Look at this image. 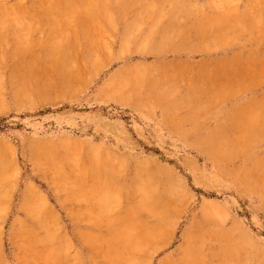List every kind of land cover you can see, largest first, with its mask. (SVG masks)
I'll return each mask as SVG.
<instances>
[{
	"label": "rangeland",
	"instance_id": "374dc122",
	"mask_svg": "<svg viewBox=\"0 0 264 264\" xmlns=\"http://www.w3.org/2000/svg\"><path fill=\"white\" fill-rule=\"evenodd\" d=\"M0 264H264V0H0Z\"/></svg>",
	"mask_w": 264,
	"mask_h": 264
},
{
	"label": "bare ground",
	"instance_id": "6f19581e",
	"mask_svg": "<svg viewBox=\"0 0 264 264\" xmlns=\"http://www.w3.org/2000/svg\"><path fill=\"white\" fill-rule=\"evenodd\" d=\"M88 4H90V3H88ZM93 6V5H92ZM85 7V6H84ZM91 8V7H90ZM71 9V8H70ZM84 9H86L87 10V7L86 8H84ZM83 9V10H84ZM97 9V8H96ZM99 11V10H98ZM97 11V12H98ZM95 13V12H94ZM105 14V13H104ZM94 16H95V14H94ZM97 16V15H96ZM13 17H14V15H13ZM8 21H9V19H8ZM13 22H14V20H13ZM12 24V23H11ZM90 36V35H89ZM53 45V44H52ZM70 46H73L72 44L71 45H69L68 47H70ZM55 47H57V48H59L58 46H55ZM52 48V47H51ZM61 49V48H60ZM65 49V48H64ZM59 51V50H58ZM72 52V51H71ZM63 56V55H62ZM71 56H73V55H71ZM69 57V56H68ZM68 59V58H67ZM63 60V59H62ZM142 187V186H141ZM140 188V187H139ZM111 196V195H110ZM105 197V196H104ZM107 197H109V195L107 196ZM105 201H106V198L104 199ZM105 203V202H104ZM147 238V237H146ZM130 247V246H129Z\"/></svg>",
	"mask_w": 264,
	"mask_h": 264
}]
</instances>
